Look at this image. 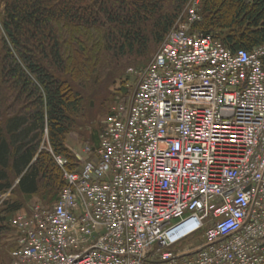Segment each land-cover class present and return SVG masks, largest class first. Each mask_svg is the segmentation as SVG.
<instances>
[{
  "label": "built area",
  "instance_id": "1",
  "mask_svg": "<svg viewBox=\"0 0 264 264\" xmlns=\"http://www.w3.org/2000/svg\"><path fill=\"white\" fill-rule=\"evenodd\" d=\"M200 1L58 199L11 217L13 264H264V43L232 50L197 29Z\"/></svg>",
  "mask_w": 264,
  "mask_h": 264
},
{
  "label": "trees",
  "instance_id": "2",
  "mask_svg": "<svg viewBox=\"0 0 264 264\" xmlns=\"http://www.w3.org/2000/svg\"><path fill=\"white\" fill-rule=\"evenodd\" d=\"M188 1L0 0V194L13 197L0 203V264L12 263L11 217L35 196L55 202L63 168L77 170L66 139L94 123L88 99L106 104L114 83L150 58ZM200 9L194 26L230 49L264 43V0H203Z\"/></svg>",
  "mask_w": 264,
  "mask_h": 264
},
{
  "label": "rangeland",
  "instance_id": "3",
  "mask_svg": "<svg viewBox=\"0 0 264 264\" xmlns=\"http://www.w3.org/2000/svg\"><path fill=\"white\" fill-rule=\"evenodd\" d=\"M203 2V0L200 1V4ZM200 4L198 6V13L201 18V9H200ZM160 44L156 47L154 53L150 56L148 60H146L144 63L140 64H134V65H129L126 70H125V75L122 78V80H118L114 83V85L111 88V95L106 104H100L98 99L95 98H89L88 101H90L91 108L94 109L95 112V120L94 123L85 124L84 127L80 128L77 132H71L67 139H66V145L70 144L68 149L74 154L75 160L79 162V164L82 162V160L87 158V153L85 152L84 148L88 145H91V136L90 133L93 131L94 126L100 128L102 120L105 117L106 113V108L108 105L114 106L118 103H121L124 99L127 100L133 93V90L135 88V84L138 81V72L139 69L145 64L149 62V60L153 57V55L157 52ZM125 80V81H123ZM123 81V82H122ZM125 87L127 89L126 92L122 90V88ZM106 107V108H105ZM94 118V116L92 117ZM94 124V125H93ZM11 195L10 194H4L3 196L0 195V203L4 201L5 199H8ZM11 199L13 198L12 196L10 197ZM33 202H38L43 204V206H46L47 204L50 205V203L44 204L39 197H33L30 201L26 202L24 206L26 207L25 209H28L30 203L32 204ZM29 204V205H28ZM199 234L195 233L193 236H189L186 239H183L180 241L177 246H189L190 242L191 244H194V242L198 239ZM11 240V239H10Z\"/></svg>",
  "mask_w": 264,
  "mask_h": 264
},
{
  "label": "bare ground",
  "instance_id": "4",
  "mask_svg": "<svg viewBox=\"0 0 264 264\" xmlns=\"http://www.w3.org/2000/svg\"><path fill=\"white\" fill-rule=\"evenodd\" d=\"M187 3H188V2H187ZM187 3H186V4H187ZM185 6H186V5H185ZM185 6H184V8H185ZM184 8H183V10H184ZM183 10L181 11V13L183 12ZM181 13H180V14H181ZM180 14H179V15H180ZM176 19H177V18H176ZM149 61H150V60H149ZM145 65H146V64H145ZM129 98H130V97H129ZM129 98H128V100H129ZM118 104H120V103H118ZM116 105H117V104H116ZM112 107H113V106L110 107V112H111V108H112ZM110 112H109V113H110ZM107 115H108V114H107ZM107 115H106V116H107ZM106 116H105V117H106ZM105 117H104V118H105ZM100 128H101V126H100ZM100 128L98 129L99 131H100ZM99 131H98V134H99ZM97 143H98V141H97ZM96 145H97V144H96ZM96 145H89V146H91V147H95ZM55 156H60V155H54V159H55ZM60 157H62V156H60ZM62 158L65 159L64 157H62ZM55 160H56V159H55ZM56 162H57V161H56ZM66 162H67V161H66V159H65V163H64V165L66 164ZM57 163H58V162H57ZM58 164H59V163H58ZM64 165H63V166H64ZM79 165H80V164H78V166H79ZM60 166H61V165H60ZM63 166H61V167H63ZM64 171H65V169L63 168V173H64ZM67 171H68V170H67ZM63 178H64V177H63ZM64 184H65V180H64ZM63 186H64V185H63ZM60 191H61V190H60ZM4 194H7V195H8V194H9V191H7L6 193L0 194V195L3 196ZM53 203H54V202H53ZM53 203H52V204H53ZM52 204H50V205L47 204L45 207H47V206H51ZM12 250H13V249H12ZM12 250L10 251V255H11ZM11 258H12V255H11ZM11 264H13V258H12V263H11Z\"/></svg>",
  "mask_w": 264,
  "mask_h": 264
},
{
  "label": "crops",
  "instance_id": "5",
  "mask_svg": "<svg viewBox=\"0 0 264 264\" xmlns=\"http://www.w3.org/2000/svg\"><path fill=\"white\" fill-rule=\"evenodd\" d=\"M70 144L67 145V147H69ZM38 203V202H37ZM43 205V204H42Z\"/></svg>",
  "mask_w": 264,
  "mask_h": 264
}]
</instances>
